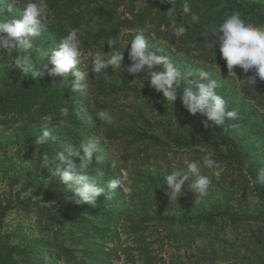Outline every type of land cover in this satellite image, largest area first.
<instances>
[{"label":"rangeland","instance_id":"rangeland-1","mask_svg":"<svg viewBox=\"0 0 264 264\" xmlns=\"http://www.w3.org/2000/svg\"><path fill=\"white\" fill-rule=\"evenodd\" d=\"M241 1L257 4L264 10V0ZM8 2L20 6L26 0H3L0 16L7 12ZM121 2L113 21L103 24L107 30L117 29L113 38L117 44L112 48L107 43L81 48V63L77 67L87 71L89 66L88 92L83 94L74 88V70L67 76L77 109L87 124L79 141L61 135L58 128L68 123L49 114L34 110L23 114L0 112V201L10 205L3 219L0 242L28 246L39 254L37 258L15 254L14 264H35V260L39 264H264V191H259L264 185L257 184L250 171L258 174L264 169V127L253 131V124L261 117L264 119V81L257 78L254 85H247L248 76L254 74L252 70L244 73L234 67L229 72L207 50L201 54L194 47L188 51L180 48L175 29L181 25L188 29L196 21L192 15L198 17L195 12L186 14L184 5L158 18L159 6L147 11L150 0ZM227 6L223 2L218 8ZM145 11L144 19H140ZM84 16L87 18L88 13ZM52 17L48 7L44 20L51 21ZM98 26L92 20L88 27L93 31ZM141 32L149 50L167 56L186 76L190 74L191 79H197L198 71L204 69L220 82L217 93L225 99L228 109L238 112L237 119L227 124V145L208 141L193 120L195 115L182 108L180 98V107L172 105L150 87L147 80L150 74L141 73L135 78L126 71L131 63L130 42ZM50 40L47 35L34 40L32 61L35 53L50 58V51L60 43ZM115 51L124 54L120 68L109 66L105 70L107 76L92 72L91 61L96 53L110 56ZM21 54L16 51L12 55L0 54V69L19 68L15 61ZM184 86L186 83L182 81L178 94ZM100 110L110 112L112 123L96 116ZM163 116L171 120L170 130L153 125ZM49 120L56 139L36 146L35 139ZM189 126L195 129L197 137L189 141L193 145L185 146L183 139L178 140L173 134L184 138V133L176 129ZM149 135L155 136L157 142L151 141ZM93 137L100 139L106 161L102 165L94 162L83 172L101 185L123 174L130 181L113 190L111 199L107 198V190L97 198L95 207L116 210L119 221L96 235L88 223L99 224L103 213L85 211L79 215L82 221L77 222L76 217L64 224L67 211L61 198L73 193L48 168H41L44 154L51 160L57 152L64 151L75 162L77 171H81L74 153L81 141ZM239 152L247 157L244 163ZM209 153L216 161L211 169L203 165V157ZM186 160L197 161L201 174L210 177L208 195L195 196L189 190V181L182 186L177 201L169 200L164 191V177L173 171L186 170ZM60 166L66 168L67 164ZM197 237L206 240V245H197ZM42 244H46V249L38 251Z\"/></svg>","mask_w":264,"mask_h":264},{"label":"clouds","instance_id":"clouds-1","mask_svg":"<svg viewBox=\"0 0 264 264\" xmlns=\"http://www.w3.org/2000/svg\"><path fill=\"white\" fill-rule=\"evenodd\" d=\"M3 0H0L2 3ZM162 3L174 4V0H161ZM183 11H191L187 3L183 6ZM48 12L46 0H26L18 17H12L8 20L0 21V54L12 55L14 51L22 53L16 58V64L23 74L31 76L32 79L42 77L44 72L36 68L31 58V50L34 47V40L41 36L45 29L44 18ZM192 19L198 20L193 14ZM187 31L184 25L177 27L174 31L176 37L183 36ZM210 34L214 38L215 44L219 45L221 58L226 61V67L229 72H233L234 67H239L244 73L250 70L253 75L248 76L247 85H254L257 78L264 81V25H254L248 23L242 18L240 12H233L227 16L218 26H212ZM205 35H208L206 32ZM117 44L116 39H109L107 45L109 48ZM49 58V64L45 65L49 75L67 77L69 72L75 77L74 88L82 91L83 94L89 89V66L87 71L80 70L77 66L81 63V41L78 38V30H71L66 36L61 38L58 48H53ZM128 59L131 62L126 71L136 77L150 74L147 79L150 87L160 92L166 102L175 104L179 96L183 107L191 114L197 113L206 117L203 121L205 127L208 122L213 126H225L226 120H234L238 117V112L234 109H228L225 99L216 91L220 82L212 77V74L204 69L198 71V78L191 79L180 68L174 65L171 60L164 55L157 54L149 50L148 41L144 34L137 33L130 42ZM124 54L115 51L110 56L96 53L92 57V72L107 76L105 70L111 66L117 69L122 66ZM159 66L157 70H153ZM145 80V79H144ZM141 83L143 84V81ZM184 81L186 86L178 94L181 83ZM59 114L62 117L70 115L68 106H61ZM96 116L107 124L112 123L113 117L107 110H100ZM51 120L46 121L42 132L35 139L36 146H42L55 140L53 127H49ZM52 125V124H51ZM82 151V155H81ZM79 158L80 169L77 171L75 162L70 159L69 154L64 151L56 153L55 158L51 159L47 154L42 157L43 166L48 168L52 176L59 177L60 181L72 191V200L76 204L87 203L95 206L97 198L107 190L108 199H111L113 190L118 186L123 188L125 183H130L127 174L111 178L105 185H101L97 180L85 172L89 166L102 165L106 161V154L101 147L99 138H88L81 141L74 153ZM59 161L60 163H57ZM67 164L66 168H61L60 164ZM55 165V166H53ZM203 165L209 169L216 165L211 153L203 157ZM186 170L181 169L173 171L164 177L165 195L169 200H176L180 197L183 187L190 181V191L201 198L208 195L211 179L208 175L201 174V167L197 161H185ZM264 185V169L258 171L256 181ZM196 244L203 247L207 241L197 237Z\"/></svg>","mask_w":264,"mask_h":264},{"label":"trees","instance_id":"trees-1","mask_svg":"<svg viewBox=\"0 0 264 264\" xmlns=\"http://www.w3.org/2000/svg\"><path fill=\"white\" fill-rule=\"evenodd\" d=\"M223 2L228 4V6L225 9H219L218 6ZM185 3L189 5L191 9L190 12L197 13L198 20L192 22L186 33L179 37V42L182 45L180 48L188 51L190 48L194 47L199 50L201 54L205 53V50H207L210 57L213 60L222 62L227 71L226 61L221 58L219 45L214 46L215 41L210 34L211 27L214 25L218 26L227 18V16L231 15L232 12L237 11L241 13L242 18L245 19L246 22L257 26L264 25V10L257 4L245 3L241 0H174L173 5L171 3H162L161 0H150L147 11L151 10L153 7L159 6L158 18H161L166 13L174 11L178 6L184 5ZM121 4V0H102V3L95 0H47L49 11H51L53 17L51 20L52 22L44 20L45 29L42 31L41 35H47L49 39H51L50 41L57 40L60 42L61 38L66 36L70 30H78V38L81 41V48L94 47L100 43L106 44L109 39L116 37L117 34L115 33L117 29L113 31L107 30L103 24H105V22L113 21L115 11ZM6 5L8 8L7 12L0 16V21L8 20L12 17H18L24 4L13 6L8 2ZM109 5H113V7L107 8ZM147 11L140 16V19H144V15ZM86 13H88L87 18L84 16ZM207 14L208 16L205 18ZM95 16L97 18H95ZM92 20L99 24L98 28L93 31L88 27ZM206 32L208 35H205ZM33 56L34 66L44 72L42 77H38L35 80L32 79L31 76L26 77L23 72H21L20 68L10 67L5 70L0 69V112L23 114L30 110H34L40 113L49 114L56 120H62L68 123L66 126L58 128L57 131L61 135H65L67 138L74 141H79L82 136H80V133L86 128L87 124L84 117L77 109L78 104L76 99L71 94L70 80L68 77L65 78L59 75H49L47 69L44 67L45 65L52 67V65L48 63L49 59L41 57L36 53L33 54ZM178 103L179 97H177L175 104L180 107ZM79 105L82 106V104ZM61 106L69 107L70 115L68 117L60 116L58 109ZM192 118L196 124L200 126L203 133L208 136V141L213 142L214 145L220 143L227 145L229 143V132L227 130L225 131L223 126H213L209 121V126L205 127L203 121L206 120V117L199 113L192 116ZM145 123L151 125L149 120H145ZM228 123L229 120H226L225 128H227ZM153 125L157 128L163 129L166 127L170 130L172 122L169 118L163 116ZM253 126V131H256V129H262L264 127V119L261 117L253 124ZM176 130L184 133V138H181L178 133H174L173 135L176 139H183L185 146L193 145V143L189 141H195L194 139L197 137L195 135V129L192 130L191 126H189L183 128L180 127ZM148 137L151 141L157 142L155 136L149 135ZM45 148L46 147L42 150ZM239 157L242 161L241 163H244L247 160L246 155L240 152ZM251 165L250 162L249 166ZM250 171L255 175L256 180L257 171ZM259 191L263 192L264 187L259 188ZM71 197L72 196L64 195L61 198V201L66 203L65 209L67 211V214H65V217H67L63 221L64 224L75 221L76 217H78L76 220L77 222L82 221L83 217L81 216L85 211H91L94 212V214L102 212L103 214H101L100 219L98 220L99 224L88 223L92 228V233L96 235L113 223L119 221V216L116 210H101L102 208H97L95 206H92L93 208H91V205H88L87 203L76 204ZM9 207L10 205L8 203L0 201V231L3 226L4 216ZM142 239L144 238L142 237ZM46 247V244H42L39 246L38 251H43ZM15 254L25 255L26 258L30 256L33 257L34 255L36 258L39 256V254L35 253L31 247H15L0 242L1 264H14ZM34 262L35 264H39L37 260Z\"/></svg>","mask_w":264,"mask_h":264}]
</instances>
